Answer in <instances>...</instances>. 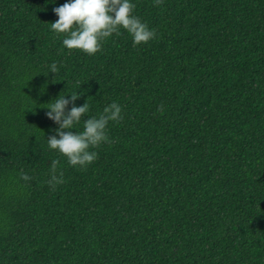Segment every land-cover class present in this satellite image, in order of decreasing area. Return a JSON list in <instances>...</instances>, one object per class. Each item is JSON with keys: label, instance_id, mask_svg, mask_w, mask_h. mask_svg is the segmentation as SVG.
Wrapping results in <instances>:
<instances>
[{"label": "trees", "instance_id": "obj_1", "mask_svg": "<svg viewBox=\"0 0 264 264\" xmlns=\"http://www.w3.org/2000/svg\"><path fill=\"white\" fill-rule=\"evenodd\" d=\"M67 2L0 0V264H264V0H132L156 37L94 55L51 30ZM71 93L73 132L122 107L86 168L47 144Z\"/></svg>", "mask_w": 264, "mask_h": 264}, {"label": "clouds", "instance_id": "obj_2", "mask_svg": "<svg viewBox=\"0 0 264 264\" xmlns=\"http://www.w3.org/2000/svg\"><path fill=\"white\" fill-rule=\"evenodd\" d=\"M156 6L163 0H154ZM136 4L132 0H69L53 9L58 19L50 22L51 30L64 37L63 45L69 50H81L88 55H94L102 50L106 38L113 34L121 35V29L126 30L133 38L134 46L148 43L156 37L154 29L142 22L135 14ZM51 72L59 71L57 64L50 66ZM79 94L71 93V98L65 95L46 104L50 109L46 115L53 120L58 128V134L47 136L49 149L57 150L67 158V163L74 167L86 168L98 158L96 149L103 143H113L108 135L109 122L119 123L123 120L122 107L117 102L105 106L98 116H90L83 120V130L73 132L71 129L78 125L90 110L85 102L76 106L75 101ZM69 104L72 107L68 108ZM161 104L157 111L163 113ZM68 129V131H65ZM60 161L54 159L50 168V179L47 183L54 190L56 185L64 183L63 171L58 169ZM21 178L29 181L32 178L21 172Z\"/></svg>", "mask_w": 264, "mask_h": 264}]
</instances>
